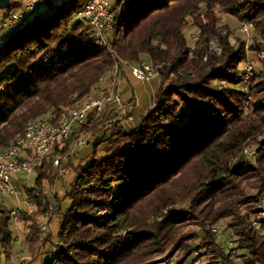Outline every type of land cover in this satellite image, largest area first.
I'll list each match as a JSON object with an SVG mask.
<instances>
[{
    "label": "trees",
    "instance_id": "1",
    "mask_svg": "<svg viewBox=\"0 0 264 264\" xmlns=\"http://www.w3.org/2000/svg\"><path fill=\"white\" fill-rule=\"evenodd\" d=\"M90 1L48 0L0 47V148L30 121L58 123L116 68L115 91L128 112L106 104L55 146V155L68 156L66 168L74 175L64 213L56 196V243L52 235L43 237L46 226L38 217L51 207L43 181L63 178L52 162H43L33 172V187L20 180L33 212L21 208L16 221L21 216L29 222L31 251L41 243L55 246L42 264H154L165 254L190 255L195 237L183 230L196 226L212 264H239L208 229L227 220L235 249L247 254L242 264H264V216L252 220L264 213L254 211L264 197V0H118L110 4L112 30L101 37L79 17ZM216 9L239 21V32L251 24L247 35L255 31L257 49L219 26ZM189 26L197 29L194 48L185 34ZM253 52L263 63L259 73L248 58ZM143 64L157 68L159 87L141 122L129 128L137 99L126 102L120 85L128 71L132 75L131 66ZM78 132L96 136L95 155L73 167L68 144ZM105 143L104 156L96 157ZM245 147L255 149L254 161ZM177 205L183 209L176 211ZM2 211L0 242L6 247L14 221L11 211Z\"/></svg>",
    "mask_w": 264,
    "mask_h": 264
},
{
    "label": "rangeland",
    "instance_id": "2",
    "mask_svg": "<svg viewBox=\"0 0 264 264\" xmlns=\"http://www.w3.org/2000/svg\"><path fill=\"white\" fill-rule=\"evenodd\" d=\"M10 5H22L21 7H24L27 0H8ZM62 1V0H57ZM118 0H109L110 4L116 3ZM1 13V12H0ZM205 9L201 11V18H204ZM216 17L219 19V26L225 27L229 33L233 36L234 39H241L245 41L248 46L251 45L252 40L255 38V31H251L249 35L248 33L244 34L239 32V21L235 20L234 18L219 13V9H216L215 11ZM197 32V29L189 26L186 29V35L189 45L194 48L196 46V41H193L192 35ZM198 40V39H197ZM255 40L256 42L260 41V38L257 37ZM216 44H211L210 46H214ZM217 46V45H216ZM218 48V46H217ZM250 62L256 67L257 73L262 71L263 63L259 60V55L256 52L249 53ZM147 62L148 59H144ZM148 63V62H147ZM160 80V77L158 78ZM252 84V83H251ZM251 84H248L245 87V91L248 90L247 87L250 88ZM122 88V94H124V99L126 102H129V99L132 97H136L137 104H135L134 109L132 111L133 113V122H130L127 126L131 128L132 126L138 125L141 122L142 117L144 114L150 109V107L153 105L154 101V94L156 90H158L159 87V81L157 78L152 79L149 82H141L134 78V76H131L130 72L126 74V80L122 81L121 83ZM93 96V95H92ZM95 97H99L97 94H95ZM132 104V103H131ZM44 119H48V117H45ZM103 134V133H102ZM102 134L98 135L101 136ZM82 141H86L88 144L87 147L81 146L78 143V140L82 138ZM96 140V136H92L88 133H77L72 138V141L69 145L68 154L71 155V162L73 163L72 166L75 167L78 163L81 161H84L82 164L86 165L87 162L93 158L94 154V142ZM104 147H107L106 143L100 147H98L96 151V157L104 156L105 149ZM245 153H248L247 158H250L252 161H254L256 152L254 151V148L251 147H245ZM74 175L73 173H70L65 178L59 180L58 178L55 179L53 182L54 184L50 185L47 181H43V187L45 189V194L49 199V202L51 204V207H49V210L46 214L41 215L38 217L40 223L45 225L46 228L43 231V237H47L48 235H52L50 239L56 243L57 242V233H58V224L60 222V216L58 214H55L54 206H57L56 200H61V206L60 210L64 213L69 208V201L64 200L65 194L67 191H69V184L71 183ZM37 175L36 173H33L28 176H22L18 179H14V185L17 188V195L15 196H6L4 197V204L3 207H5L8 211L16 210L22 208L23 210L26 208L24 204L25 196L22 191V185L20 180L26 181V186L28 188H31L35 185ZM16 182V184H15ZM58 197V199L56 198ZM175 210H181L183 207L181 205H177L174 207ZM254 211H264V197L263 200L255 206ZM253 211V212H254ZM59 212V211H58ZM167 213V212H166ZM264 216V213L259 214L256 216H252V220H257V217ZM13 223H10V229L12 231V237L10 244L6 247H4V243L0 242V264H42L44 261V258L47 257L50 253V251H53L55 246L53 244H45L42 245L39 244L38 249H34V251H31L30 245L27 242V235L29 232V222L25 221L23 217H19L18 221L13 220ZM229 222L222 221L216 226L208 227L209 231H211V234H216V232H212L213 228L218 229V233L216 234L217 242L219 245H221L226 251H229L231 248V251L233 250V254L235 255L236 261L239 264H242L243 259L246 257V252L237 250V245L235 244V235L233 231L228 227ZM184 234L190 235L195 237L193 240H191L189 243L192 248L190 255L186 252L179 251L171 254H165L163 256H159L155 260H153L154 264H212V261L208 259V257H205V250L201 249L200 244L202 232L200 231L199 227L196 226H188L187 228H184L183 230ZM44 244V243H43ZM48 253V254H47Z\"/></svg>",
    "mask_w": 264,
    "mask_h": 264
},
{
    "label": "built area",
    "instance_id": "3",
    "mask_svg": "<svg viewBox=\"0 0 264 264\" xmlns=\"http://www.w3.org/2000/svg\"><path fill=\"white\" fill-rule=\"evenodd\" d=\"M48 0H27L24 7L11 11L1 10L0 12V47L5 41L18 33L28 20L43 12ZM22 6V5H21ZM79 17L87 21L97 31L99 36L112 30L113 16L109 0H91ZM251 24H243L241 32L249 33ZM197 34L192 36L197 41ZM213 44V43H212ZM251 49L256 50L257 44L251 43ZM212 51H217L216 45L211 46ZM131 76L141 82H149L158 77L157 68L143 64L141 68L131 66ZM253 67L247 64L244 67L245 78L250 80L253 77ZM118 69L100 79L96 89L92 90L91 96L77 108L65 114L58 123L48 120L30 121L19 135L7 148H0V221L4 214L2 211L4 197L17 195V188L14 179L28 176L35 172L38 165L43 162H52L59 178H65L70 174L66 164L69 161L66 155H55L54 149L57 144L70 138L75 127L82 125L87 116L92 112L100 113L106 104H116L119 112L128 116L127 107L124 105L121 96L116 93L115 86L118 81ZM97 94L99 97H95ZM93 95V96H92ZM129 122L133 118L129 117ZM86 145V141L80 143ZM26 211L33 212V206L25 203ZM20 209L12 210L11 218L16 221ZM212 232L218 233L217 228Z\"/></svg>",
    "mask_w": 264,
    "mask_h": 264
},
{
    "label": "water",
    "instance_id": "4",
    "mask_svg": "<svg viewBox=\"0 0 264 264\" xmlns=\"http://www.w3.org/2000/svg\"><path fill=\"white\" fill-rule=\"evenodd\" d=\"M9 5L10 4L8 0H0V11L8 9Z\"/></svg>",
    "mask_w": 264,
    "mask_h": 264
},
{
    "label": "crops",
    "instance_id": "5",
    "mask_svg": "<svg viewBox=\"0 0 264 264\" xmlns=\"http://www.w3.org/2000/svg\"><path fill=\"white\" fill-rule=\"evenodd\" d=\"M15 179H18V178H15Z\"/></svg>",
    "mask_w": 264,
    "mask_h": 264
}]
</instances>
